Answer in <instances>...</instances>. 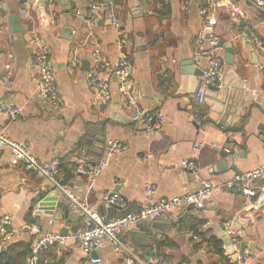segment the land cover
<instances>
[{"label": "crops", "instance_id": "crops-1", "mask_svg": "<svg viewBox=\"0 0 264 264\" xmlns=\"http://www.w3.org/2000/svg\"><path fill=\"white\" fill-rule=\"evenodd\" d=\"M0 1V99L22 108L16 119L0 111L2 134L26 145L41 164L58 158L57 182L99 213L105 195L114 191L131 212L196 191L195 173L181 165L185 159L195 160L199 175L218 186L205 207L189 212L175 208L166 213L154 237L155 253L149 259L129 245L130 230L136 224L120 230L119 242L138 256L135 264H152L158 241L165 243L161 255L168 264H236L233 255L240 249L250 251L248 264H264V196L250 197L237 187L225 186L238 172L264 164V72L260 68L264 54L251 40L256 36L264 42V11L248 0H234L241 8L239 19L223 0L207 13H203L206 0H99L104 7L99 23L93 26L88 21L89 0H54L52 8L45 0ZM206 24L221 38L224 83L238 92L241 103L230 116L211 117L208 105L189 91L194 87L191 81L180 91L181 70L207 68L206 58L199 65L194 62L198 35ZM120 35L126 39L122 49L117 43ZM34 37L48 50L64 102L59 108L38 94ZM203 43L205 51L209 50V41ZM229 43L235 51L233 64L226 63ZM96 49L109 64L103 74L111 87L108 103L98 99L88 82V72L98 66ZM74 54L82 64L71 71L68 64ZM123 56L131 63L129 89L142 110L165 119L158 130L146 131L119 91L115 70ZM199 78L201 90L203 76ZM110 139L125 147L108 156ZM196 143L201 144L199 150ZM226 143H233L237 151L235 169L215 164V149ZM11 160L9 149L2 148L0 213L12 218V235L5 244L22 242L31 247L41 232H66V226L82 224V214L74 208L56 219L41 215L37 209L40 200L52 190L60 191L52 180L37 176L21 162L13 165ZM102 160L106 164L93 182L91 175L77 170L80 164L95 166ZM148 183L156 186L151 194ZM64 197L60 193V200ZM119 214L121 211L114 213ZM226 223L235 234L226 231ZM229 238L230 248L225 245ZM93 254L103 259L100 264H127L107 237ZM91 256L70 238L64 245L43 251L40 264H91Z\"/></svg>", "mask_w": 264, "mask_h": 264}, {"label": "built area", "instance_id": "built-area-1", "mask_svg": "<svg viewBox=\"0 0 264 264\" xmlns=\"http://www.w3.org/2000/svg\"><path fill=\"white\" fill-rule=\"evenodd\" d=\"M35 0H27L31 3ZM50 8L53 7L54 0H45ZM207 5L203 13H207L221 0H206ZM227 2L228 7L231 9L234 17L239 19L241 17V8L234 0H223ZM256 7L264 11V0H248ZM88 21L93 26L99 23L100 13L104 7V4L99 0H89L88 4ZM1 8V1H0ZM114 25L119 29V22L112 16ZM34 42L38 45V49L35 51L33 63L38 70V94L50 102L56 108L61 107L64 102L60 95V92L56 84V75L49 59V53L44 45L40 44V38L34 37ZM208 40L210 49L205 51L204 41ZM254 46L264 54V42L259 38H251ZM119 48L122 49L126 43V39L123 35H120L117 41ZM223 49V43L221 38L211 30L210 25L206 24L204 29L198 35L196 44V50L194 54V62L196 65L201 63L202 58L207 59V68L203 75V89L199 91L197 97L200 102H204L205 89L209 85H217L221 87L223 85V57L221 54ZM96 61L98 63L97 69L88 72V82L96 90L98 99L103 103L110 102L112 98L111 87L109 81L103 76L108 68L109 64L101 59L99 49L94 52ZM82 64L81 58L74 54L68 64V68L73 71L76 67ZM9 65L7 66V68ZM264 72V63L260 66ZM131 63L125 56L121 57L119 66L115 70V74L118 81V87L121 95L125 98L127 105L132 111L133 118L144 125L146 131H155L160 129L165 119L162 115L145 113L137 97L129 89V80ZM9 76H6L8 79ZM0 111L8 113L11 119H16L22 113V108L11 107L2 99H0ZM125 145L120 141L110 139L107 142V155L111 156L116 149H122ZM200 143L195 144V149L199 150ZM2 148H8L12 154L11 163L17 165L23 163L28 169L34 171V173L41 177L50 179L55 183H58L56 176L60 172V160L54 158L47 163H39L37 157L31 152V150L24 144L15 141L0 132V155ZM106 160H102L95 166H89L87 164H80L78 166V172L91 175L92 182L96 176L100 173L103 166H105ZM182 167L193 171L196 175L198 188L196 191L176 196L173 198H164L155 203H148L140 207L139 210L131 212L125 216L108 218L107 214H101L94 211L88 204L81 202L75 193L66 186H61V189L66 196L71 200V205L76 210H79L82 214V224L76 227L67 228L66 233L44 231L39 234L36 240L31 246V253L27 258L25 264H40L41 253L50 249L55 245H64L70 238H73L79 242L82 248L87 252L90 257L91 264H100L103 259L99 256H94V252L99 247L101 240L104 237L109 238L116 245L117 251L121 252L124 257V262L127 264H135L139 259L137 255L132 254L128 248L121 244L118 240V233L124 228H129L133 224L142 220H153L162 215L168 213L172 209L180 208L185 212H189L192 208L202 209L205 207L207 201L211 198L214 190L218 187L212 180L199 175V165L195 160L185 159L182 162ZM228 187H237L244 195L254 197L258 196L262 198L264 196V164L258 166L255 169L236 174L233 178L225 183ZM93 187V183L90 184L89 189ZM146 188L149 194L153 193L156 186L155 184H147ZM104 205L107 208L112 206H119V208L125 209L126 202L124 198L117 192H111L104 197ZM12 223V218L8 214L0 213V252L4 249L5 242L11 237L12 232L9 227ZM28 227V225L26 226ZM226 231L229 234H235L234 229L230 223H226ZM236 264H248L250 261V251L248 249H240L237 253ZM152 264H168V260L164 256H155ZM182 264H187L183 262Z\"/></svg>", "mask_w": 264, "mask_h": 264}, {"label": "water", "instance_id": "water-1", "mask_svg": "<svg viewBox=\"0 0 264 264\" xmlns=\"http://www.w3.org/2000/svg\"><path fill=\"white\" fill-rule=\"evenodd\" d=\"M227 51L229 53L228 56H226V63L233 64L235 51L232 43L227 44ZM203 75L204 71L200 68H195L194 66L181 70L180 79L182 84L180 91L184 89L186 81L189 80L193 83L194 87L196 86L195 90L193 87L192 91H189L193 94H198L200 91L199 86L201 82L199 76ZM205 96L209 97L208 99L205 98L204 102L210 109L209 115L211 117L212 115L219 117L222 113L224 114V116H230L231 114L237 113L241 106V103L237 100L238 92L233 89L231 90L228 83H224V78L223 85L221 87H218L217 85H209L208 88L205 89ZM213 99H215L216 101H214ZM84 143L85 142H83L82 147H84ZM236 152L237 151L234 148L233 143H226L221 148H216L215 156L218 158L215 161V164L219 166L222 165L224 167L232 166L235 162L234 159L236 157ZM232 167L233 169H235V166ZM238 173L240 174L241 172ZM55 186L65 197L60 200V193L57 190H52L40 200L37 206V209L41 212L40 214L50 219L58 218L57 216H59V214L67 216L70 210L73 209L71 200L63 192L60 185L58 183H55ZM126 209L127 208L125 207V209L121 210L119 206H112L111 208H107L104 205L101 214L107 213L108 218L125 216L131 213V211H126ZM117 211H121V214L115 216L114 213H116ZM165 218H167L166 214L153 220H142L136 223V226L130 230L131 238L129 240V245L131 246L132 244L134 251L144 253V256L146 255L145 257L148 259L151 257V255H154V237L155 235L159 234L158 227H161L162 220ZM62 233L66 232L63 231ZM232 244L233 243L230 238L228 240H225V245L228 248L232 247ZM244 246L245 245H242V247ZM237 255V252H234L233 258H235V260L237 259Z\"/></svg>", "mask_w": 264, "mask_h": 264}, {"label": "trees", "instance_id": "trees-1", "mask_svg": "<svg viewBox=\"0 0 264 264\" xmlns=\"http://www.w3.org/2000/svg\"><path fill=\"white\" fill-rule=\"evenodd\" d=\"M212 242L215 246L217 245L215 240H212ZM8 243L5 244L4 249L0 252V264H25L31 253L30 245L22 242ZM164 244L162 241L156 243L157 256H161ZM216 248L218 252H221L217 246Z\"/></svg>", "mask_w": 264, "mask_h": 264}]
</instances>
